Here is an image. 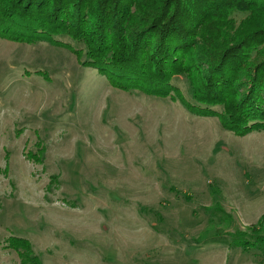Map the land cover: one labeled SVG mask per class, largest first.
Wrapping results in <instances>:
<instances>
[{
    "label": "rangeland",
    "instance_id": "obj_1",
    "mask_svg": "<svg viewBox=\"0 0 264 264\" xmlns=\"http://www.w3.org/2000/svg\"><path fill=\"white\" fill-rule=\"evenodd\" d=\"M61 40L0 39V264L11 235L42 264H264L236 236L264 214V131L116 89Z\"/></svg>",
    "mask_w": 264,
    "mask_h": 264
},
{
    "label": "trees",
    "instance_id": "obj_2",
    "mask_svg": "<svg viewBox=\"0 0 264 264\" xmlns=\"http://www.w3.org/2000/svg\"><path fill=\"white\" fill-rule=\"evenodd\" d=\"M62 37L85 40L83 65L116 89L177 94L186 111L237 137L264 131V0H0V39L72 49ZM178 76L191 101L173 85ZM248 232H236L238 244L264 248V214ZM32 247L11 235L4 248L42 264Z\"/></svg>",
    "mask_w": 264,
    "mask_h": 264
}]
</instances>
